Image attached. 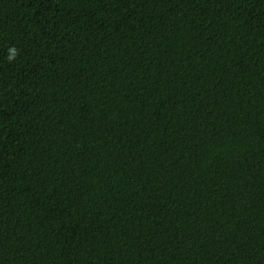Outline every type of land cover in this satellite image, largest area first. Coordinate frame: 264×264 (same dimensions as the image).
<instances>
[{
  "label": "trees",
  "instance_id": "trees-1",
  "mask_svg": "<svg viewBox=\"0 0 264 264\" xmlns=\"http://www.w3.org/2000/svg\"><path fill=\"white\" fill-rule=\"evenodd\" d=\"M0 264H264V0H0Z\"/></svg>",
  "mask_w": 264,
  "mask_h": 264
},
{
  "label": "clouds",
  "instance_id": "clouds-1",
  "mask_svg": "<svg viewBox=\"0 0 264 264\" xmlns=\"http://www.w3.org/2000/svg\"><path fill=\"white\" fill-rule=\"evenodd\" d=\"M11 58V57H10Z\"/></svg>",
  "mask_w": 264,
  "mask_h": 264
}]
</instances>
